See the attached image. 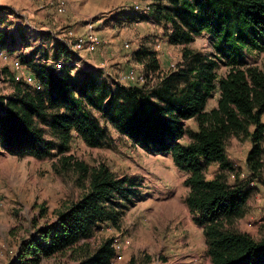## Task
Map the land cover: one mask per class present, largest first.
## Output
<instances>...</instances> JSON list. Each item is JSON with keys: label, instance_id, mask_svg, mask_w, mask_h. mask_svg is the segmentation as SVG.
Wrapping results in <instances>:
<instances>
[{"label": "trees", "instance_id": "16d2710c", "mask_svg": "<svg viewBox=\"0 0 264 264\" xmlns=\"http://www.w3.org/2000/svg\"><path fill=\"white\" fill-rule=\"evenodd\" d=\"M158 20L170 23L173 44L186 45L204 32L213 39L220 59L231 65L218 77L219 60L185 48L181 68L160 73L155 53L141 50L136 55L158 80L143 85H118L113 90L93 72L72 76L69 66L55 70L31 56L22 58L31 67L40 84L33 89L22 83L0 108V149L11 154L43 158L51 153L46 141L49 127L61 140V152L69 149L75 131L88 145L100 146L106 135L94 116L100 112L117 131L148 150L169 153L175 165L190 173L187 203L204 227L210 264H264V239L226 229V221L243 212L249 192L243 186L229 184L222 175L208 179L204 166L218 163L231 168L226 141L231 136H246L252 148L247 166L253 178L264 171V70L258 66H239L243 49H264V0H160L152 6ZM0 8V21H2ZM10 36L0 27V51L9 48ZM57 45V59L67 48ZM219 88L216 107L207 110L213 91ZM196 119L198 130L188 132L186 121ZM190 133L191 141L181 139ZM71 167V157L62 158ZM74 165L89 180L82 198L57 213L54 222L38 227L23 240L9 264H45L84 238L93 235L97 225L117 224L121 207H128L134 190L126 187L129 179H120L108 167L90 169L83 162ZM117 196L126 200L119 202ZM120 207V208H119ZM119 208V209H118ZM116 250L107 239L84 264H111Z\"/></svg>", "mask_w": 264, "mask_h": 264}, {"label": "rangeland", "instance_id": "374dc122", "mask_svg": "<svg viewBox=\"0 0 264 264\" xmlns=\"http://www.w3.org/2000/svg\"><path fill=\"white\" fill-rule=\"evenodd\" d=\"M163 1V0H162ZM160 0H0V27L8 31L7 61L0 59V105L15 94L17 84L39 89L36 75L22 58L36 62L62 60L80 82L83 73L93 72L113 90L118 85H143L141 75L155 84L160 73L181 68L184 50L201 52L219 60L218 77L231 65L220 59L213 37L204 32L189 44H173L170 23L158 20L151 9ZM61 4L65 10L58 12ZM57 45L67 48L56 59ZM64 46V47H63ZM155 53L160 70H148L137 53ZM239 66H258L264 70V49H243ZM21 62L17 68L15 62ZM220 90L216 88L207 102V110L216 107ZM1 108V106H0ZM105 130L100 146L88 145L75 131L69 149L61 152V140L46 128L51 153L43 158L11 154L0 149V264H9L20 243L35 234L38 227L57 219V213L88 192V178L74 165L83 162L90 169L108 167L118 178L129 179L126 187L134 190L128 207H121L117 224L106 221L96 226L92 236L45 261V264H84L107 239L114 240L116 254L111 264H210L204 227L188 206L190 173L180 170L169 153L144 148L120 134L94 111ZM264 120V118H263ZM188 132L198 130L197 120H187ZM191 141L190 133L182 139ZM252 142L246 136H231L226 155L231 168L218 163L204 166L208 179L222 175L231 185L249 192L241 215L226 221V229L264 239V171L253 178L247 166ZM71 157V167L62 158ZM119 202L126 200L117 196ZM120 208V207H119ZM118 208V209H119ZM12 250V252H10ZM13 256V257H12Z\"/></svg>", "mask_w": 264, "mask_h": 264}, {"label": "built area", "instance_id": "2783aa9c", "mask_svg": "<svg viewBox=\"0 0 264 264\" xmlns=\"http://www.w3.org/2000/svg\"><path fill=\"white\" fill-rule=\"evenodd\" d=\"M40 1L46 2L47 0H40ZM57 9H58V12H62V11L65 10V7L63 5H61V4H59ZM0 59L1 60H4V61H7L9 59V56H8V54L3 53V51H2V52H0ZM44 63L50 65L55 70H61L63 68V66L65 65L62 60H58V61H51V60H49V61L44 62ZM14 64H15V66L17 68H19L21 66V62H19V61H16ZM139 77H140V80L139 81L142 82L143 84H145L146 81H147L146 75H141ZM38 87L40 88L41 86L39 85Z\"/></svg>", "mask_w": 264, "mask_h": 264}, {"label": "crops", "instance_id": "0c3cea01", "mask_svg": "<svg viewBox=\"0 0 264 264\" xmlns=\"http://www.w3.org/2000/svg\"><path fill=\"white\" fill-rule=\"evenodd\" d=\"M18 251V250H17ZM10 252H12V250H10ZM17 253V252H16ZM13 257V256H12Z\"/></svg>", "mask_w": 264, "mask_h": 264}]
</instances>
